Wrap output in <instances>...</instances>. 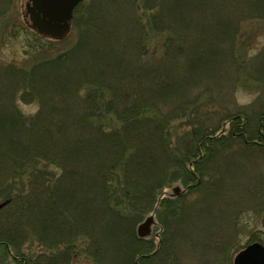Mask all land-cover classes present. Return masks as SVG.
Returning <instances> with one entry per match:
<instances>
[{
    "label": "trees",
    "instance_id": "1",
    "mask_svg": "<svg viewBox=\"0 0 264 264\" xmlns=\"http://www.w3.org/2000/svg\"><path fill=\"white\" fill-rule=\"evenodd\" d=\"M134 1L87 0L70 47L28 66L0 64V255L16 264H71L79 236L94 264H215L216 253L232 264L241 249L235 219L252 210L260 184L255 174L244 182L240 166L264 156V112L255 125L238 112L210 126L206 105L220 78L248 61L234 40L242 16L264 17V0H145L150 15ZM115 8L126 22L109 19ZM146 20L166 32L161 45ZM255 63L263 72L264 52ZM17 99L37 111L25 114ZM183 121L184 149L174 139ZM171 169L183 175L178 192L163 180ZM149 215L153 228L140 237L134 226ZM259 231L251 242H264ZM34 233L49 251L26 257Z\"/></svg>",
    "mask_w": 264,
    "mask_h": 264
},
{
    "label": "rangeland",
    "instance_id": "2",
    "mask_svg": "<svg viewBox=\"0 0 264 264\" xmlns=\"http://www.w3.org/2000/svg\"><path fill=\"white\" fill-rule=\"evenodd\" d=\"M85 1L87 0H84L81 3ZM4 2L5 3L2 4V7H8V5L9 7L8 10L6 9L4 16L0 17V64L28 66L29 64H32L33 61L35 62L36 60L42 59L44 57H51L58 52L67 49L73 44L76 37L73 28L62 39H53L41 36L26 22L23 12V0H6ZM134 5L139 10L143 7V13H145L146 15H150L152 13V3L149 4L147 10L144 9L145 0H135ZM152 9L154 10V8ZM116 11L119 14V11ZM118 14L110 15L111 17L109 19L114 22L118 20L126 22L127 16ZM242 17L243 18L241 19V21H244L243 23L241 22L242 27L237 36L235 34L236 39L234 40L233 51L237 54H247L246 59L248 61L242 67H240V69H242L241 72H237L234 70L236 77H229L228 80V77L225 74L220 78L221 83L218 82V89L214 87V90H216L210 92V102L208 105H206V107L208 106V109L206 110H208L209 112L206 115V117L208 118L207 123L210 126H212L220 116H223L226 113L233 114L238 112L245 113L247 116L251 117L250 122L255 125L258 120V114L260 112H264V68L263 72L258 71L261 68H258L257 64L255 63L256 57L261 52H264V17H260L258 19H249L245 18L244 16ZM193 19L197 21L196 18ZM145 24L146 27L144 28L146 32H148V34L146 35L149 37H155L153 38L155 40L152 44L158 43V46L161 45L160 43L164 41L166 32L154 33L151 24L147 22V20L145 21ZM28 27L31 28V30L35 31L43 39H40V37H36L34 35H25L24 29ZM201 30L202 28L197 29L196 27H193L192 32L201 33ZM8 34H16L17 37L11 38L8 36ZM37 45H39V47H42H36ZM261 58L263 59V57L261 56L259 57V60ZM223 63L227 64L226 58L225 62ZM17 103L21 111L25 114H32L37 111V102L25 103L17 99ZM190 125L191 124H187L186 121H183V126H180V128L176 130L175 136H177V139L176 137H174V139L177 141L178 148L183 147L182 136L186 128L190 129ZM227 125L228 124L225 122L224 126ZM252 160L255 161L253 163H250V161ZM250 161L246 162L244 160L241 162L240 168L242 170V176L244 178L243 180L244 182H247V179L255 174L258 177V184L260 185H251V191L253 195L248 199V201L250 202L247 205V208L250 207L252 210L247 211V213L242 212L238 220L235 219L237 224V226H234V228L236 229V241L238 244H240L241 249L251 243L253 233L258 232L259 234H261V231L259 230H264V210L259 211L258 214H256L255 210L258 205L262 206V204L264 203V156H258L257 159H250ZM257 164H259L258 169H256V172L258 174L255 173V171H251L249 170V168H247L248 166L252 167L253 165ZM245 172L247 177L245 176ZM179 177L183 178V175L177 169H171L169 175L167 174L163 177L165 184L167 186L171 185L169 188H167L168 190L180 188V186L182 185V181ZM1 201L2 199L0 198V202ZM182 204L183 199H178V201L176 200V202L172 203L173 206L171 205L170 208L174 207L176 209ZM125 212H127V210ZM137 226H134V229H137ZM182 226L186 225L184 224ZM156 228V231H161L159 226H156ZM180 230L182 231L181 228ZM82 237L83 236H79L77 239V259L71 264H94L92 256L87 252H84V240L82 239ZM179 239L182 240L180 237ZM47 242L49 241H40L35 233L32 236H29L22 248L25 252L24 256L28 257V254H31V256L35 257L39 253H48L49 249L47 248ZM194 253H196V251ZM187 256L188 257L186 261H189L188 258L194 260L196 255L194 254L191 257L189 252ZM210 256L209 259H214L215 262H219H216L215 264H223L222 260L224 256L222 253H216ZM11 258L12 257L10 254L9 256L0 255V264H16L12 262ZM206 258L207 256L205 255V260Z\"/></svg>",
    "mask_w": 264,
    "mask_h": 264
},
{
    "label": "water",
    "instance_id": "3",
    "mask_svg": "<svg viewBox=\"0 0 264 264\" xmlns=\"http://www.w3.org/2000/svg\"><path fill=\"white\" fill-rule=\"evenodd\" d=\"M83 0H23V12L26 22L40 35L61 39L70 31L73 11ZM179 190V188H175ZM154 217L148 216L138 225L139 236L144 237L151 231ZM234 264H264V245L254 242L241 251Z\"/></svg>",
    "mask_w": 264,
    "mask_h": 264
}]
</instances>
